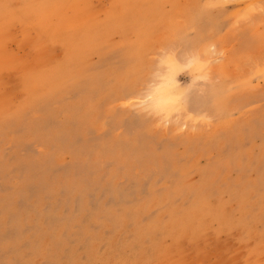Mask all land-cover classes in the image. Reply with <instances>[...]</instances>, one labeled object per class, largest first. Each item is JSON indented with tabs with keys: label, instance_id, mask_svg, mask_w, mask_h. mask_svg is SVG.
I'll use <instances>...</instances> for the list:
<instances>
[{
	"label": "rangeland",
	"instance_id": "374dc122",
	"mask_svg": "<svg viewBox=\"0 0 264 264\" xmlns=\"http://www.w3.org/2000/svg\"><path fill=\"white\" fill-rule=\"evenodd\" d=\"M0 264H264V0H0Z\"/></svg>",
	"mask_w": 264,
	"mask_h": 264
}]
</instances>
